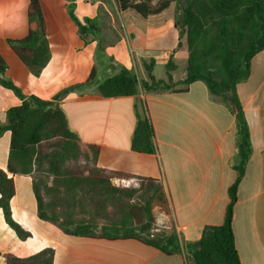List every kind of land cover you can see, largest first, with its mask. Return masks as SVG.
Returning a JSON list of instances; mask_svg holds the SVG:
<instances>
[{"label":"crops","instance_id":"obj_1","mask_svg":"<svg viewBox=\"0 0 264 264\" xmlns=\"http://www.w3.org/2000/svg\"><path fill=\"white\" fill-rule=\"evenodd\" d=\"M39 3L51 59L36 77L8 44L9 39L28 35L30 0H0V55L8 66L6 77L23 94L50 101L62 90L88 81L96 67L94 85L68 94L61 105L70 128L82 144L98 148L97 170L162 182L169 215L163 213L159 221L155 219L154 236L176 231L182 241L195 243L200 241L205 227L222 225L230 203L229 189L237 179L233 168L236 119L232 111L200 81L184 92H178L184 89L178 85L175 90L141 91L138 96H100L98 84L113 75V71L107 64L101 73L97 68V41L84 43L68 14L66 0H39ZM173 8L176 4L148 19L127 11L134 14L130 19L140 24L127 27L132 21L123 22L122 16L130 13L120 15L108 0H76L80 20L101 19L105 55L115 65L134 72L140 81H148L146 64L153 65L155 76L156 67L162 65L166 70L170 60L175 65L174 83L186 78L189 53L171 13ZM104 17L112 22L104 21ZM147 21L149 26L144 24ZM168 38L173 44L165 48ZM180 65L181 74L175 78ZM155 78L167 80V73L166 79ZM237 94L249 125L252 155L238 185L233 210L235 244L241 264H264V50L252 59L250 76L238 85ZM141 101L153 126L155 154L132 150L135 107L138 105L141 111ZM21 104L13 91L0 85L1 126L7 124L8 110ZM10 144L11 132H4L0 136V169L7 168ZM13 179L16 189L11 201L13 218L32 236L20 240L0 210V224L4 223V230L0 228V264H6L5 254L28 258L44 249L54 251L52 264H192L186 254L166 255L135 240L87 239L67 234L40 218L32 177L18 174ZM137 179L114 176L112 180L117 187H136Z\"/></svg>","mask_w":264,"mask_h":264},{"label":"trees","instance_id":"obj_2","mask_svg":"<svg viewBox=\"0 0 264 264\" xmlns=\"http://www.w3.org/2000/svg\"><path fill=\"white\" fill-rule=\"evenodd\" d=\"M68 2V14L78 27L84 43L97 41L96 60H105L113 71L98 84L97 90L104 98L138 96L141 91L153 93L175 90L182 85L184 92L195 82H203L210 93L220 99L236 119V154L233 168L236 182L229 189L230 203L224 223L204 228L200 241L186 243L176 231L153 233L155 216L154 203L169 215L168 199L161 181L126 174L105 173L96 168L95 174L81 177L60 165L82 154L79 136L70 128L61 102L70 93L81 92L94 85L96 67L85 83L62 90L52 100H42L34 95L27 96L6 77L7 63L0 55V85L14 92L22 104L7 112V124L0 125V136L11 132L9 161L6 170L0 169V210L4 220L16 236L24 241L32 234L24 229L12 215L11 201L15 196V175L32 174V166L41 162L47 141L59 138V151L49 157L50 166L56 177L51 192L76 202V207L90 203L94 211L115 207L117 217L107 213L104 221L76 220L68 212H57L55 203H46L40 188L33 179L34 193L38 201L42 220L57 225L67 234L87 239L135 240L161 250L166 255L186 254L192 264H241L236 250L233 231V210L237 202L238 185L243 179L247 163L252 155L249 125L240 103L237 87L245 82L251 72L252 59L264 50V0H115L119 12L134 11L143 19L157 16L172 4L181 10L180 37L186 36L189 53L186 78L174 83L172 60L166 65L167 80H158L153 75V65L146 64L148 81H140L134 72L119 67L106 58L101 31V19L84 18L76 15V0ZM29 31L23 39H9L8 44L25 66L39 77L51 59L46 36V24L39 0H30L28 11ZM178 25L176 24V27ZM117 71V73H115ZM135 107L136 126L132 136V150L139 154H155L157 151L154 130L143 101ZM94 153L96 165L98 148L87 145ZM59 162V163H58ZM60 164V165H59ZM114 176L126 180L137 179L136 187H117L112 183ZM100 212V213H101ZM54 251L44 249L34 256L20 258L5 254L6 264H52Z\"/></svg>","mask_w":264,"mask_h":264},{"label":"rangeland","instance_id":"obj_3","mask_svg":"<svg viewBox=\"0 0 264 264\" xmlns=\"http://www.w3.org/2000/svg\"><path fill=\"white\" fill-rule=\"evenodd\" d=\"M108 1L112 5L113 8L114 7L117 8L115 0H108ZM153 1L157 2L158 0H153ZM117 10H118V8H117ZM118 12H119V10H118ZM119 13H120V15L122 14L121 12H119ZM127 13H130V12H127ZM168 13H170V12H168ZM171 13L174 16L175 22H177V25L179 26V28L181 30L182 29V26H181L182 15H181L180 7L176 6V8H173V11ZM131 15H134V14L130 13V14H128V16H126V14H124L122 16V21L123 22L125 20L132 21V19H130ZM124 18H126V19H124ZM140 19H141V17H140ZM105 20H107V22H109L108 20H110L112 22V20L108 19V17H104V21ZM141 21H143V20H141ZM144 24L147 26L148 21L144 22ZM139 26H140V24L138 22H135L134 20L132 21L130 26H129V23L127 24V27H139ZM165 27H167V26H165ZM181 39H184L185 42H187L185 35L182 36ZM172 44H173V42L170 38L166 39V41H165L166 47L165 48L172 46ZM106 58H108V57L106 56ZM95 62H96L97 68L99 69V71L101 73L102 70L106 67L105 60L100 59L99 61H97L96 56H95ZM181 70H182V65H180L179 69L175 72V74H174L175 78H178L180 76ZM165 72H166V70H165L164 66L159 65L156 67L155 76L157 78L166 79L165 78ZM180 88H183V87H180ZM59 141H60L59 138H56V139L54 138V139H51L50 141H47L46 143L47 144L49 143V145L45 149L44 156L41 157V162L39 164H35L31 168V170H32L31 177L34 179V181L36 182V184L40 188V191L43 195L44 201L46 203H51V202L55 203L57 212L61 213V212L68 211L73 216V219H76V220L89 219L90 217L94 216L97 221H104V219L107 218V213H109V214L112 213L113 217L116 218L117 217L116 209H115V207H113L111 205L107 209L106 208L103 209V212H101L102 210L101 211H97V210L94 211V209H95V206H93L94 204L92 205V204L86 202V204H84V206L80 205L79 207H76V204H75L76 202H71L69 200H66L64 196H57L56 193L51 192L50 188L52 186H54V182H55L56 177L54 176L55 172L53 171L52 167L50 166V159L51 158L49 157V155L52 152L59 151V143H58ZM93 157H94L93 151L91 149H89L88 147L83 146L82 147V154L79 157L67 160L64 164H62V165L59 164V165H60V167H63L62 170L66 169V170H69V171L75 173L78 176L86 177V176H89V174H95L96 173V165L93 162ZM112 183H115L114 180H112ZM153 214L155 216L156 221H159L163 215V212L158 208V204H156V203H154V205H153ZM156 224L160 225L159 223H156ZM0 228H2L4 230V223L3 222L0 224Z\"/></svg>","mask_w":264,"mask_h":264}]
</instances>
